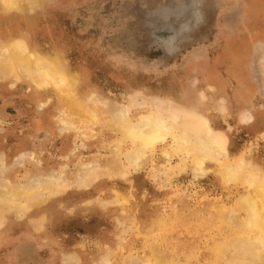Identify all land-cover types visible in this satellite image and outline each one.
Wrapping results in <instances>:
<instances>
[{"label": "rangeland", "instance_id": "obj_1", "mask_svg": "<svg viewBox=\"0 0 264 264\" xmlns=\"http://www.w3.org/2000/svg\"><path fill=\"white\" fill-rule=\"evenodd\" d=\"M29 8L9 13L0 2V40L25 34L41 55L60 57L79 94L106 117L114 112L136 121L168 103L193 109L225 135L228 162L248 160L264 178V0H41ZM162 30L173 36H160ZM13 78L0 77V188L34 186L52 175L66 188L23 212L1 213L0 264H97L99 258L130 264L120 259H142L152 250L168 264L212 258L210 246L223 231L214 216L245 191L240 182L222 183L213 161L193 176L190 157L171 151V135L126 175L95 174L127 164V145L118 157L110 153L119 133L99 124L85 129L84 122L78 130L63 128L52 86ZM85 164L95 169L86 187L79 169L92 171ZM115 192L121 199L115 204L97 202ZM149 229L158 232L145 237Z\"/></svg>", "mask_w": 264, "mask_h": 264}, {"label": "bare ground", "instance_id": "obj_2", "mask_svg": "<svg viewBox=\"0 0 264 264\" xmlns=\"http://www.w3.org/2000/svg\"><path fill=\"white\" fill-rule=\"evenodd\" d=\"M40 1L41 0H1L0 2H2V8L4 10L24 12L27 11L28 9H32L29 7L39 3ZM178 9L179 7L177 8L175 7L171 10L176 13L179 11ZM30 20L32 21V19ZM172 34L173 32H168V31L163 32V30L159 32V35L162 37L163 36L172 37L173 36ZM169 41L171 40L169 39ZM64 63L65 62H63V60L57 55L54 57L53 55L49 56V54L41 55L39 52L34 50V48H31L28 45L25 34L23 35L21 33L18 34L16 33L15 36L11 35V37H9V39H7L6 41L0 40V77L6 78L7 76H12L14 77L13 78L14 80L16 77L15 82H18L17 77L23 75L24 78H26L27 76L30 82L37 85L35 86L37 88L38 86H42V87L52 86V88L57 93L62 104V109L60 111L62 115L59 114L61 115L59 116L60 117L59 120H60V125L63 128L75 129L77 127L76 126L77 122H84L85 129L91 130L93 126L99 124L103 128L119 133L118 139H114L110 142L112 144L110 153H112L111 154L112 156L118 157L121 153L120 152L121 145L122 144L127 145L128 148L123 153L127 161V164L125 163V165L123 164L122 166L120 164L119 166H117V169L115 170L112 169L111 167H104V168L101 167V169L98 168L99 170L95 171V174L97 172L98 173L102 172L109 175H117V177L126 175V172L130 167H138L137 165H139L143 160H145L149 156V152H151L155 144L159 141L164 140L165 137L169 135H171L173 140L171 151L174 150V153L181 152L190 157L191 163L189 164L193 176L201 175L202 173L208 170V169L205 170V167L203 166L204 162L206 161H213L215 163L220 164L218 166V172L217 171L215 172H217L221 182L225 184L230 182H240L244 186L243 188L245 189V191L238 195V197L233 201L230 207L225 209L221 206L219 208L218 213L215 214L214 217L218 222L216 226L221 230L225 231V233L222 231L218 241H216L213 245L210 246V253L212 258L208 260L205 264H264V180H263L264 178L259 174L261 171L260 167H255L256 169H254L252 167L253 165L251 164V162L240 158L237 159V157H236L237 160L228 162L227 159H225L227 154L225 151V135H223L222 132L219 133V130L216 132L212 131V129L208 125V121L193 109L181 107L174 103L172 104L168 103L166 106L164 105L163 108H161L160 111L158 112L139 114L137 116L136 121H131L125 115H117L114 112L110 114V117H106L105 116L106 112L101 110L98 104H96L93 99H89L88 97L79 94L77 88L75 87L76 81L74 77L71 75L72 73L70 74L68 72ZM41 104H44V102H42ZM241 117L245 119L244 114L243 116L241 115ZM80 124L82 125V123ZM61 126H59V128H61ZM76 129L78 130V128ZM164 156H166V154H164ZM184 160L182 161V164L184 163ZM83 164L81 166H83ZM90 164L87 165L85 164L84 167H87L89 165L88 170H91L92 172L84 171L85 170L84 168L79 169V170L83 169L81 170L82 172L81 178L79 175V179H81L80 183H83L81 184L83 186H85L84 182L88 181V180L86 181V179L89 178L91 176V173L94 172L93 170H95L93 166H91ZM181 165L180 167H182ZM161 172L162 171H160V173ZM98 177L100 178V176ZM58 178L56 177L54 178V176L52 175L47 180L40 178L36 182V184L34 183L35 184L34 186L29 183L27 185H14L13 187H11L10 190H7V187L1 185L2 187L0 188V218L4 216L1 213L5 211V209L7 208L10 209V211H12L13 209L15 210V212L17 211L23 212L24 210H28L32 207L38 206L40 203L46 200L48 196L50 197L53 193L55 194L60 192L62 193L64 191L62 189L66 188V183L63 182L65 183V185L64 184L61 185L60 183L57 182ZM77 181L78 180H76L75 182ZM68 184L69 183H67V185ZM76 184L79 185L78 183ZM63 185L65 186V188H61L62 191L59 190V188L62 187ZM117 200L120 201L121 199H117V192H115L112 197L107 199H101V201L98 200L97 202L101 205V207L102 206L104 207L106 205L115 204ZM89 201L90 200L88 199V202ZM39 217L35 218V223L37 222L36 221L37 219L39 220L41 219V216ZM129 222L131 223L132 221ZM151 223L152 224L155 223V226L158 224L157 227L163 225L158 220H153ZM41 227H39L38 229H40ZM169 229L171 228L169 227ZM149 230L146 232L145 237H150L152 234L158 232L156 231L154 233L153 229H149ZM214 232H217V230ZM156 235H158V233ZM155 240L156 239H154V241ZM175 244L179 246V240H175ZM116 246L114 250H116ZM109 253L111 254V252ZM190 254H188V258ZM103 255L101 257H103ZM125 258L127 259L129 258L128 261H130V264H168L164 255L162 256L161 254H157L154 250H152V252H150L149 255H146V257L144 258L142 257V259L136 258V256L132 257L126 255L120 260L123 262ZM103 259L106 262L107 260L106 257ZM98 260L101 261L100 258ZM100 261H98L100 264H106V263H101ZM92 262H89V264L90 263L93 264Z\"/></svg>", "mask_w": 264, "mask_h": 264}]
</instances>
